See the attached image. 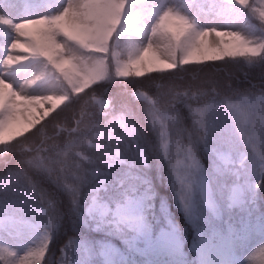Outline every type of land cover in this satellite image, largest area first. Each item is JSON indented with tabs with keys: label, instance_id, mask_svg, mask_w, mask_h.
I'll return each instance as SVG.
<instances>
[{
	"label": "rangeland",
	"instance_id": "rangeland-1",
	"mask_svg": "<svg viewBox=\"0 0 264 264\" xmlns=\"http://www.w3.org/2000/svg\"><path fill=\"white\" fill-rule=\"evenodd\" d=\"M68 1L73 17L64 27L58 12L65 10ZM223 1L225 9L211 0H0V83L4 84V91H0V145L15 140L35 119L48 116L65 99L95 83L130 74L139 77L152 68L169 71L179 57L218 59L222 45L240 49L264 38L256 24L234 16L238 9L253 16L251 6L263 9L264 0ZM88 15L93 16L91 22ZM259 15L263 17L264 11ZM89 22L93 29L84 27ZM107 24L113 26L108 36ZM170 25L176 30H169ZM118 29L130 34L132 53L127 61L111 40ZM143 99L159 151L164 160L167 157L175 163L187 150L176 136L178 114L156 112L152 98ZM93 100L100 110L108 107L103 96ZM186 108H190L201 135L210 124L218 139L231 135L233 158L238 161L241 155H248L246 163L251 167L253 154L261 150L253 129L264 114V94L245 93L234 99L213 96L193 107L186 104ZM21 113L28 114L25 128L15 119ZM100 120L71 147L68 142L61 147L49 145L29 162L51 186L68 194L75 191L82 200L89 196L91 187L109 175L122 174L130 165L140 168L145 151L139 131L127 115L117 113L106 118L102 111ZM9 181L15 190L9 189ZM47 190L21 171L0 178V247L12 255L10 264H32L31 259L42 252L54 233L57 211ZM162 206L168 210L163 202L159 209ZM54 215L52 227H46ZM259 226L264 224L248 229L252 238L234 255L243 258L261 246ZM81 243L80 238L69 239L60 249L57 264H63L66 254L73 259L81 255ZM254 264H264L258 252Z\"/></svg>",
	"mask_w": 264,
	"mask_h": 264
},
{
	"label": "trees",
	"instance_id": "trees-1",
	"mask_svg": "<svg viewBox=\"0 0 264 264\" xmlns=\"http://www.w3.org/2000/svg\"><path fill=\"white\" fill-rule=\"evenodd\" d=\"M150 1V0H147ZM221 9L223 0H211ZM253 16L236 10L235 17L245 18L255 23L264 33V16L259 11H264L260 6L253 4ZM111 40L116 42L121 58L125 61L132 53L130 47V35L121 29L115 30ZM221 56L218 59H177L176 66L167 71L150 69L146 74L136 77L130 74L126 78L115 79L111 82L101 81L79 92L75 97L65 99L59 107L50 112L46 117L30 125L24 134L15 140L0 145V178L11 171H21L36 184L48 189L50 200L57 211V226L48 239L42 252L32 258V264H57L60 249L71 238L87 237L89 240L103 239L104 234L81 221L73 208L72 200L77 197V192L68 194L54 185L51 186L40 170L31 165L29 160L34 154L48 150L49 145L61 147L66 142L69 147L84 136L89 127L100 122L102 111L106 118L117 113H125L133 123L140 135V141L145 151V162L140 168H135L137 174L142 176L153 193V211L157 216L156 221L149 220L158 227L164 221L160 219L159 204L165 202L172 219L181 228H186L188 244L185 252L189 258L195 254L191 248L192 229L188 227L183 212L177 207L173 189L170 183L167 164L158 148L157 135L150 127L147 115V107L143 97L152 98V106L156 112L169 110L178 114L179 123L176 136L184 146L189 145V134L195 139L201 135L196 127L194 118L186 104L193 107L210 97L234 99L241 94H264V38L258 43L246 45L242 48L233 46H221ZM60 80V78H59ZM103 96L108 99V107L98 109L93 98ZM71 134L69 137H67ZM74 135V136H73ZM69 138V139H68ZM201 161L209 168V153L203 146L197 149ZM129 167H124L126 172ZM122 174L109 175V186L105 194V200L115 196L118 184L117 180ZM145 186L141 185L138 193H143ZM80 195V194H78ZM264 184L256 190V198L246 210L233 206L231 208V222L237 227H246L264 224ZM83 205L85 200L79 196ZM227 221V217H224ZM112 242L122 247L118 238ZM0 257H7L12 261V255L0 247ZM3 264V259H0Z\"/></svg>",
	"mask_w": 264,
	"mask_h": 264
},
{
	"label": "snow or ice",
	"instance_id": "snow-or-ice-1",
	"mask_svg": "<svg viewBox=\"0 0 264 264\" xmlns=\"http://www.w3.org/2000/svg\"><path fill=\"white\" fill-rule=\"evenodd\" d=\"M169 30L175 31V25H170ZM255 123L253 131L259 136L261 150L253 154L251 167L246 163L248 155H241L238 161L233 158L231 135L218 139L213 124L195 139L189 134L187 150L175 163L165 157L177 207L192 229L188 250L195 254L194 258L185 252L186 228L178 226L165 207L159 210L162 225L156 227L149 220V216L152 221L157 220L152 190L137 174L136 166L130 165L117 180L115 196L107 201L109 179L91 187L83 205L79 195L72 200L81 221L104 237L98 241L81 237V255L73 259L66 254L63 264H254L257 252L264 257V226H259L258 231L261 246L241 258L234 253L244 249L252 236L246 227L237 228L231 222V208H244L254 202L256 190L264 184V114ZM201 146L212 161L207 169L197 156ZM11 183L9 189L15 190ZM141 185L145 190L138 193ZM54 219L55 215L50 217L46 227L51 228ZM113 238H118L123 246H116ZM0 259L3 264H10L7 257Z\"/></svg>",
	"mask_w": 264,
	"mask_h": 264
},
{
	"label": "bare ground",
	"instance_id": "bare-ground-1",
	"mask_svg": "<svg viewBox=\"0 0 264 264\" xmlns=\"http://www.w3.org/2000/svg\"><path fill=\"white\" fill-rule=\"evenodd\" d=\"M65 10L64 11H59L58 12V15L59 16H61V17H63L64 18V27H66L68 24V21L73 17V15H72V10H73V7H72V4H71V1H68L67 2V5H66V7L64 8ZM88 18L90 19V22H91V20H92V18H93V16L92 15H88ZM90 22H89V24L88 25H86V26H84V27H87V28H89V29H93V28H91V25H90ZM109 24V23H108ZM107 24V30H106V34H107V36L111 33V31H112V29H113V26L112 25H108ZM25 47V46H24ZM23 57H25V55H22ZM10 58V57H9ZM12 58V57H11ZM26 59V58H25ZM14 60V59H13ZM20 61V60H19ZM10 62V61H9ZM17 64H18V62H17ZM19 64H21V63H19ZM18 64V65H19ZM4 84H2V83H0V87H1V89H0V91H4V88H2V86H3ZM16 119V121L20 124V126L22 127V128H25L26 127V123H27V120H28V114H26V113H21L20 115H18L17 116V118H15ZM258 258H259V261H261L262 262V259H264V257H262L261 256V254L258 252Z\"/></svg>",
	"mask_w": 264,
	"mask_h": 264
}]
</instances>
